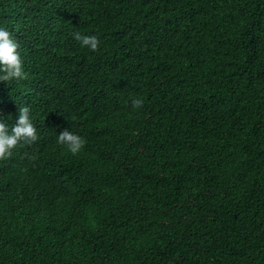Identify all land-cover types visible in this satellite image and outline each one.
Instances as JSON below:
<instances>
[{
	"label": "trees",
	"instance_id": "trees-1",
	"mask_svg": "<svg viewBox=\"0 0 264 264\" xmlns=\"http://www.w3.org/2000/svg\"><path fill=\"white\" fill-rule=\"evenodd\" d=\"M0 27V119L39 136L0 160V264H264V0H0Z\"/></svg>",
	"mask_w": 264,
	"mask_h": 264
},
{
	"label": "clouds",
	"instance_id": "clouds-1",
	"mask_svg": "<svg viewBox=\"0 0 264 264\" xmlns=\"http://www.w3.org/2000/svg\"><path fill=\"white\" fill-rule=\"evenodd\" d=\"M74 38L93 51L97 50L100 40L97 35H82L77 32ZM20 45L12 33L0 27V81L11 82L22 80L25 77L21 54L18 51ZM135 108H142L143 98L132 101ZM30 109L25 106L19 109V116L16 122L9 126L3 119H0V160L6 159L13 154V150L20 144H32L39 139L38 130L30 116ZM58 143L65 146L67 150L76 155L87 144L84 136L65 128L58 134Z\"/></svg>",
	"mask_w": 264,
	"mask_h": 264
}]
</instances>
